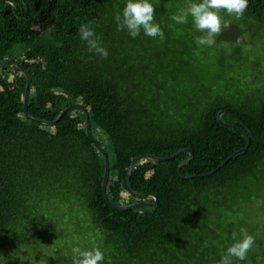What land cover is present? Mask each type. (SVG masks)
<instances>
[{"label": "trees", "instance_id": "1", "mask_svg": "<svg viewBox=\"0 0 264 264\" xmlns=\"http://www.w3.org/2000/svg\"><path fill=\"white\" fill-rule=\"evenodd\" d=\"M149 2L165 34L153 48L141 42L143 31L132 38L117 30L114 18L127 0H0V62L15 60L30 73L33 118L55 121L71 105L88 111L95 139L97 132L113 150V203L139 202L124 186L134 158L194 154L181 174L189 153L140 160L128 187L156 194L159 203L116 210L103 194L105 158L87 136L85 113L72 110L52 127L32 121L24 109L27 78L12 65L0 68V264H20L21 256L72 264L73 247L100 248L103 264H219L241 229L263 236L234 264L262 263L264 144L252 141L206 174L248 146L238 128L264 142V64L245 67L251 53L242 43L229 49L237 55L230 62L207 64L210 49L196 43L201 33L192 18L171 19L189 0ZM244 17L263 23L264 0H249ZM88 23L107 59L80 39ZM217 43L222 49V35ZM221 111L238 128L222 126Z\"/></svg>", "mask_w": 264, "mask_h": 264}, {"label": "clouds", "instance_id": "2", "mask_svg": "<svg viewBox=\"0 0 264 264\" xmlns=\"http://www.w3.org/2000/svg\"><path fill=\"white\" fill-rule=\"evenodd\" d=\"M248 7L249 0H202L199 3L189 0L187 7L180 9L171 19L178 24H186L191 17L196 32L202 33L196 37V43L200 46L213 47L223 31L232 26L231 21L223 19L220 13L226 12L227 15L242 20ZM155 9L149 0H127L122 14L118 13L114 18L117 30L126 29L132 38H136L143 31L144 35L153 39L159 37L163 41L165 34L160 25L155 23ZM79 35L80 39L87 43L89 52H94L103 59L108 58L109 53L101 46L91 23L81 24ZM243 39L245 37H238L236 44H240ZM241 233L243 238L227 248L219 264H234V259L247 260L248 253L255 244V238L247 234L244 229H241ZM71 252L72 264H103L105 259L103 251L98 247L91 250L73 247ZM18 259L20 264H47L46 256H42L39 261L29 256H21Z\"/></svg>", "mask_w": 264, "mask_h": 264}, {"label": "water", "instance_id": "3", "mask_svg": "<svg viewBox=\"0 0 264 264\" xmlns=\"http://www.w3.org/2000/svg\"><path fill=\"white\" fill-rule=\"evenodd\" d=\"M8 65H12V66L16 67L27 78L26 92H25V97H24V109H25L26 116L29 119H31L32 121H34L36 123H39V124H41L43 126L52 127V126L56 125L64 117V115L66 113H68V112H70L72 110H80V111H83L85 113V115H86V133H87V136L89 137V139H91L94 142V144L97 147V149L99 150V152L105 158L106 169H105V176H104V180H103V194H104V197H105V200L107 201V203L111 207H113L114 209H116V210H135V209H140V208H145V207L146 208H154V207H156L158 205L159 199H158V196L156 194H138V193L134 192L132 189H130L128 187L127 181L130 179L136 164L140 160L148 159V160H152V161H155V162H166V161L173 160V159L177 158L178 156H180L183 153H189L190 156H189L188 160L185 161L184 163H182L179 166L178 172L180 174H181L182 168L184 166L188 165L192 161V159L194 157V154L189 149H183L180 152H178V153H176V154H174L172 156L164 157V158H157V157H154V156H151V155H146V154L145 155H140V156L134 158L132 163H131V165H130L129 171H128V177L124 181V186H125L126 190L129 193H131V195H133V197H135L137 200H139V202H136V203H133V204H130V205H117V204L113 203L109 199V197L107 195V187H108V183H109V179H110V159H109V156H108L106 150L99 144V142L95 139V137L93 135L92 123H91V119H90V115H89L88 111L84 107H82L80 105H78V106L71 105V106H68L65 109H63L55 121L50 122V121H45V120H40V119L33 118L31 116V114L29 113V109H28L30 85H31V81H32L30 73L28 72V70L22 64H20L19 62L15 61V60L6 59V60H3V61L0 62V68H2L4 66H8ZM225 113H227V112L226 111L219 112V114L217 116L218 122L224 127L238 128V127H236L234 125H230L228 123L223 122L222 116ZM233 116L237 120H239L242 124H244V122L238 116H236V115H233ZM244 127H245V129H240V128H238V129L247 137L248 146L243 148V149H240V150L236 151L235 153H233L231 156L228 157V159H226L218 167V169H216L215 171H213V172H211L209 174H206L207 176L216 173L219 169L224 167L234 156L246 151L252 141H254L255 143H258V144H264V142H260L255 137L254 133L252 131H250L246 125H244ZM191 178H193V177H187V179H191ZM149 198H153L154 201L153 202H142V200H146V199H149Z\"/></svg>", "mask_w": 264, "mask_h": 264}, {"label": "rangeland", "instance_id": "4", "mask_svg": "<svg viewBox=\"0 0 264 264\" xmlns=\"http://www.w3.org/2000/svg\"><path fill=\"white\" fill-rule=\"evenodd\" d=\"M222 17L225 20L231 21V28L230 29H225L222 34V49L219 47L220 45L217 43L215 44V48L213 47H207L209 48V55L207 54V58L205 59V62L209 65L217 66L215 63L216 60L219 61V59L222 57L226 59V63L230 62V55L237 56L233 51H229V49L234 48L237 46L236 40L238 37H245L243 41L241 42L242 44L245 45L244 48V53L248 55V57L244 61V66L247 68L253 67V61L260 60L261 63L264 64V22L263 23H258V21L253 20V19H248L246 17H243L242 20H237L235 19L234 16H229L227 13H222ZM243 26V27H241ZM202 34V33H201ZM141 36V34H140ZM146 36V35H145ZM251 40L257 41L254 45V49L247 48L246 44H251ZM143 44H146L147 47H155L156 45V39H153L151 37L146 36L142 41ZM218 68V67H216ZM95 135L98 139V141L101 142V144L104 146L106 151L108 152L110 156V160L113 163L114 158H113V150L110 145V143L107 141L105 137H99L98 133L95 132ZM256 217V215H254ZM261 218L264 219V214L261 215ZM253 229H247L246 233L249 235H252L255 238V243H258L259 239H262V232L263 230L259 231L261 233H252ZM243 238V237H242ZM239 239H236V242H238ZM262 263L264 264V258L261 259Z\"/></svg>", "mask_w": 264, "mask_h": 264}]
</instances>
